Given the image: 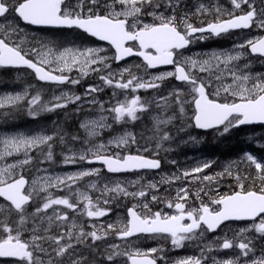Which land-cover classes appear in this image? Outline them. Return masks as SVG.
Returning a JSON list of instances; mask_svg holds the SVG:
<instances>
[{"label": "snow or ice", "instance_id": "1", "mask_svg": "<svg viewBox=\"0 0 264 264\" xmlns=\"http://www.w3.org/2000/svg\"><path fill=\"white\" fill-rule=\"evenodd\" d=\"M230 3L232 11H229L226 17L220 7L213 9L211 6L200 4L196 12L212 14L214 20L207 22L204 27H197L189 22L187 16L178 18L175 10L179 6V0H166L165 5H162L160 0H76L74 5H70L68 0H0V20L4 21L0 23V66L27 67L34 72L39 81L59 85L80 83V78L71 77L73 69L79 72L80 77L87 76L90 72H106L100 76L104 85L132 92L140 89H158L161 87L159 82L173 77L189 85L187 94L191 95V103L194 105L191 126L201 130H214L219 135H224L241 125L264 124V75H258L253 80L249 74L233 70L231 66L241 59L244 54L242 51H236L235 54L213 52L208 54L207 59L189 57L184 61H178L177 57L179 51L190 45L197 34L203 39L205 33L220 36L230 30L248 29L254 25L264 29V6L258 8L256 0H230ZM261 4L264 5V0H261ZM162 7L171 10L172 14L165 15L160 12ZM9 15L13 16L11 21L7 19ZM145 15L152 17L153 22H144ZM17 19L26 25L83 30L91 37L107 42L114 49L111 59L117 62L137 56L143 59L147 69L173 65L175 70L145 79L135 75L129 67L113 73L108 64L109 57L102 54L104 52L102 48L68 47L56 51L47 42L37 41L36 46L25 50L22 46L23 41L17 43L12 39L13 36L18 39L23 36L24 30L15 23ZM236 48H248L251 54L264 57V37L247 40ZM221 66L227 69L228 75L232 78L231 84L223 86V96L219 88L209 93L211 81L197 77L192 71L198 68L200 72H209L215 68L220 72ZM220 79L221 76L217 75L216 80ZM249 82L251 87L247 86ZM99 91H102L100 87L89 85L85 95ZM184 95L182 89H175L156 101L158 112H167L170 103L173 108L172 115H156L152 118L158 134L157 149L163 142L172 138L164 126L185 113L184 105L187 101ZM27 97V90L23 93L0 95V108L15 107ZM81 99V96L71 92H62L44 103L37 93L27 100V113L31 118H37L41 113L67 108L70 103H77ZM92 103L95 104L96 101L93 100ZM99 108L101 112H109L114 123L136 121L140 114L151 110L150 105L138 95L131 99L126 98L123 102L117 101L113 107L107 109L100 103ZM80 127L84 129L87 137H97L100 130L111 128L112 124L107 123V118L101 115L99 119L82 122ZM70 139L72 143L80 142L86 147L78 153L69 148L71 154L65 155L62 161L65 165L81 161L89 164L99 162L109 173L156 170L161 167L159 158L155 156L149 158L145 154L150 151L147 147L138 149L137 154L127 152L128 146L136 143L135 136L129 132L113 137L107 144H92L87 138L81 141L76 135ZM56 140L62 145L66 144L65 136L59 132L51 135L43 132L33 135L17 133L0 138V144L3 145L0 160L14 153H23L25 157L15 164L0 168V198L6 202V206L0 211L7 213L4 219H0V258H8L15 264H90L84 252H78L77 249L86 243L89 251L97 249V242L107 239L110 233H115L120 240H128L138 234H163L171 238L173 246L181 247L183 242L192 239L198 230L202 235L203 232L215 231L226 221H251L250 227L239 229L232 239L225 236L222 240L218 238L216 241V246L221 249H239V255L222 262L214 261V264H240L241 257L249 258L250 254L255 252L252 239L245 233L254 231L264 238V161L251 153H246L244 159L254 166L260 181L258 188L255 186V180L252 186H246L243 181L248 178L237 175V190L220 195L209 203L201 201L199 207L188 206L189 190L180 188L175 201H169L167 204L168 208L175 209V214L160 211L152 213L145 203L143 205L145 214L138 212L135 206L128 209L127 222L122 227L108 224L106 228L101 226L100 229H95L93 226L94 230L87 232L82 227L79 231H74L77 226L74 222L70 226L67 224L69 220L67 212L54 210L53 215H47L53 206H65L75 212L81 211L79 206L83 204L81 214H86L89 218L103 217L110 211L107 207L110 199L129 195L143 198L148 194L145 190L129 193L119 182L114 186L104 185L102 195L108 194L103 200L105 207L99 206V198L94 203L86 192L77 191L75 195L78 199L75 203L68 197L53 198L49 192L43 198V203L29 213L28 208L34 201L38 182L33 180L29 188V181L22 172L17 173L16 169H23L32 162L29 153L34 149L46 148V160L53 161V143ZM111 145L116 149H124L127 154H121L120 151L109 153L107 149ZM209 167L211 162H204L190 171H184L182 176L184 178L195 176ZM99 171L87 169L64 176L44 177L40 183V190L47 192L52 187H63L71 192L72 185L77 181L84 177L98 176ZM224 175H232L230 166L216 176H203L202 179L212 182ZM195 178L199 179L198 176ZM165 179L171 183L173 178ZM92 187L95 188L96 185L93 184ZM147 188L156 189L157 184L149 183ZM158 199L157 196H152L153 201ZM12 216L17 219L10 222ZM53 228L58 230L55 235L50 234ZM29 230L30 238L24 239L25 233ZM118 248V245L108 247L105 259L110 264L121 255L127 257L130 264H157V260L153 258V254L160 251L157 248L147 251L137 249L134 252H121ZM208 250H212L211 246ZM176 264H202V259L188 257L177 261ZM243 264H264V249L258 257L244 259Z\"/></svg>", "mask_w": 264, "mask_h": 264}, {"label": "rangeland", "instance_id": "2", "mask_svg": "<svg viewBox=\"0 0 264 264\" xmlns=\"http://www.w3.org/2000/svg\"><path fill=\"white\" fill-rule=\"evenodd\" d=\"M185 3V9L179 15V18L182 19L184 16L189 18V22L193 24V19L195 18V24L201 25L202 21H210L213 20V15L209 13L198 14L196 9L200 4H204L206 7L211 6L213 9L215 7H220L223 9V15L226 17L229 11H232V6L230 0H183ZM261 0H256L257 7H262L264 5L261 4ZM76 0H71L69 2L70 5H74ZM181 4V3H179ZM246 9V8H244ZM151 11V9H149ZM171 10H167L162 8L160 12H163L165 15H171L167 12ZM9 21L13 19L12 15L7 17ZM144 22L151 23L152 17L145 15ZM3 20H0V23H3ZM19 25L21 29L24 30L23 36L19 39L16 36H13L12 39L16 40L17 43H21L23 41L22 46L25 50L30 49L33 46H36L37 41H44L49 44V46L53 47L54 50L59 51L63 48H102L104 49L103 55L109 57L108 64L111 66V71L113 73H118L121 69L129 67L132 69L133 73L137 76L144 77L145 79L157 76L162 73V71L151 72L148 70L144 63L137 59H132L126 61L121 64H117L115 60L111 59L114 55V49L104 43H99L95 39L90 38L84 33H81L78 30L72 31H54V30H36L31 26L25 25L23 22L18 19L15 21ZM264 33V29H260L254 25L251 31L249 32H240L232 35H225L224 37H214L210 35H204L203 39L199 38V35L194 37L193 45L190 46L187 51L181 56V61H184L186 58L193 59H207L208 54L213 52H232L235 54L236 51H242L244 54L239 61H235L231 66L233 70H238V72L249 74L253 80L258 75H264V59L259 58L257 56L251 57V53L248 48L245 49H237V45L244 44L247 40H252L256 38H260ZM36 59V57H32ZM246 66V67H245ZM192 71L196 74L197 77L204 79L206 81H211V87L209 88L210 93L214 92L216 89H221V94L223 96L222 88L223 86L229 85L232 83V78L228 75L227 69H224L221 66V71L217 72L215 68H213L209 72H200L198 68L192 69ZM106 72H90L89 75L80 77L79 72L76 69H73L72 73H70L72 78H80V83L77 85L71 84H63L50 86L49 94L47 99L41 101L47 103L54 95H60L62 92H71L74 95H79L82 99L77 103H70L67 108L58 109L55 112H44L41 113L37 118L30 120L25 126H19L17 123H14L11 120L12 115L17 111L21 105H23L28 99L34 95V93L42 89L40 87L39 82L36 80L35 76L32 72L28 70L22 71H13L12 73L3 72L0 68V95L4 94H16L23 93L25 90L28 91V97L21 101L15 107H7L0 108V138L5 136H12L17 133H23L25 135H33L39 132H43L46 134H53L54 132H59L61 135H65L66 144L62 145L58 140L53 143V161L49 162L46 160V152L47 149H34L29 155L32 157V162L25 166L23 169H16L17 173L22 172L23 175H28L30 178V185L33 180H36L38 183L36 185V193H34V205L35 207L40 206L43 203V198L48 195L50 192L53 198L56 197H68L71 202H76L78 197L75 195L77 191L86 192L89 196L92 197L93 202L97 201V198L100 199V207H105L103 204V200L108 197L107 193L103 192L104 185L114 186L115 183L119 182L124 187L127 188L129 193L139 192L140 190H145L148 194L141 197H132L129 196H119L115 199H110L109 204L107 205L110 208V211L107 215L98 218H89L86 214H81L83 210V206H79L81 211H73L67 209L65 206H53L52 209H49L47 215H53V211L57 210L61 213L67 212L69 216V220L67 224L70 226L73 222L76 224V228L74 231H79V229L86 224L92 226L89 231L95 229H100L101 226L105 227L108 224H113L116 227H122L127 222V211L130 207H134L145 214L146 210L143 209V205L145 203L148 204L149 209L152 213L160 211L166 214H175L174 208H168L167 204L169 201H175V197L178 189L186 188L189 190V196L192 194L198 193V184L201 183L202 175L209 176L214 175V173L210 172H218L221 173L224 171L226 167L230 166L231 172H256L254 166L250 165L245 159V149H248L247 146L242 152L243 155H232L229 158L218 157V159H211L210 154L214 151L210 148V144L204 141V138L207 136L202 135L198 138L188 137L183 140V137L180 140H172L174 136L169 141L163 142L162 146L157 149L156 143L158 140V134L154 127L153 117L156 115L167 116L172 115L173 112L168 110L167 112L159 111L156 108V101H158L159 97L167 96L168 93L172 92L175 89H182V86L175 89H170L167 87L165 90L162 86L167 85L168 83H161V90H153V89H140L137 92H132L131 90L125 91L120 89H114L107 85H104L100 80L101 75H105ZM220 75L221 79L219 81L216 80V76ZM7 77H12L13 79H9ZM169 78V77H168ZM90 81V82H89ZM93 81V82H91ZM85 82L86 85H82ZM89 85H95L102 89L97 93H92L91 95H85L86 89ZM248 87H251V82L248 83ZM188 88L182 89L185 93ZM164 89V90H162ZM40 94V93H39ZM151 94V95H150ZM138 95L140 98L147 102L150 105V111L140 114V117L149 120V127L144 129L145 127H140L142 130V134L139 135L134 125H136V121L127 120L122 123H114L112 121L111 114L107 111L101 112L99 108V104L103 103L104 107L111 108L113 107L117 101L123 102L126 98L131 99L133 96ZM147 95H150L149 101H146ZM87 100V101H86ZM95 100L96 103H92ZM192 97L189 96L185 105H189L192 107L191 103ZM91 103L92 105L85 107L86 102ZM184 105V107H185ZM81 106V107H80ZM80 108L81 111L77 110ZM11 110V111H10ZM86 111L83 114L82 112ZM185 111L187 109L185 108ZM10 112V114H9ZM193 110L190 113L191 115H187L185 120L190 122L191 117L193 116ZM76 113L78 119H80V123L87 120H95L99 119L101 115L107 118V123L112 124L111 128H105L100 130V134L97 137H87L84 129H74L69 125V119L72 115ZM32 119V118H31ZM174 119L173 121H176ZM170 125V124H169ZM169 125L164 126L165 130L170 131ZM141 126H147L146 124L141 123ZM125 132L132 133L135 136L136 143L130 144L128 146L127 152H131L132 154H137L138 149H142L143 147H147L150 151L145 153L149 156H155L163 159L164 168L163 170L156 173H139V174H125V175H111L109 174L103 166H100L95 163H87L86 161H81L76 164H63V157L65 155H70L71 153L68 149H72L74 152H79L82 150L85 145L80 142L72 143L70 137L73 135L79 136L80 140H84L87 138L92 144L104 143L107 144L109 140L113 137L122 135ZM177 133V132H176ZM248 132L244 133L247 134ZM258 134V133H256ZM252 135V132L250 133ZM194 138V139H193ZM196 138V139H195ZM212 145V142H211ZM3 149V145L0 144V150ZM107 151L109 153H113L116 151H120L121 154H127L124 149H116L114 145L108 147ZM158 153V155H157ZM197 154V155H196ZM40 158V159H39ZM25 159L23 153H14L12 156L5 157L0 160V168L5 167L8 164H15L19 160ZM262 161V158L258 157ZM175 161V163H173ZM204 162H211V167L204 169L203 172L199 174H195L199 179H196L195 176H189V178H184L182 173L184 171H190L191 169L200 166ZM87 169H99V175H93L90 177H84L83 179L76 182V184L72 185L71 192L68 188H49L47 192L40 190V183L42 182L44 177H56V176H64L69 173H76L81 170ZM206 173V174H203ZM246 173H239L238 175H244ZM174 177H181L180 179H174ZM165 178H173L172 182L169 183ZM199 182V183H198ZM149 183L157 184L156 189H148L147 185ZM95 184L96 187L93 188L92 185ZM215 190H208V195ZM217 191V190H216ZM155 195L159 199L157 201L152 200V196ZM188 200L190 207H199L201 202L194 200ZM204 202V201H203ZM83 205V204H82ZM6 206V202L0 199V209H3ZM35 207L32 210H28L29 213L33 212ZM7 216V213L4 211H0V219H4ZM17 219V218H16ZM89 223V221H91ZM15 221L13 217L10 218V222ZM87 230V227L84 228V231ZM58 230L53 228L50 234L55 235ZM99 234V232H98ZM24 239L30 238V230L25 233ZM218 238H192L189 240H185L181 247L173 246L171 242V238L163 235H142L141 237L129 239V240H120L115 233H110L107 239L101 241V244L98 243L97 246H100L101 251L97 249H92V253L86 255L89 258L90 264H110L105 259V254L107 253V249L110 245H118V250L121 252L131 251L134 252L137 249L140 251H147L151 248H157L160 251L153 254L157 258L165 259L163 260L165 264H176L177 261L181 259H185L188 257L197 258L199 256L200 247L211 246L214 251L213 256L216 257V250L220 248L216 246V241ZM100 242V241H99ZM85 250L82 247L78 248L77 251H88L87 243L84 246ZM99 249V248H98ZM79 251V252H80ZM231 258L232 255L227 256ZM0 264H15L12 260H0ZM111 264H129V260L127 257L121 255L117 256Z\"/></svg>", "mask_w": 264, "mask_h": 264}, {"label": "flooded vegetation", "instance_id": "3", "mask_svg": "<svg viewBox=\"0 0 264 264\" xmlns=\"http://www.w3.org/2000/svg\"><path fill=\"white\" fill-rule=\"evenodd\" d=\"M183 87L187 86V84H183ZM151 174L150 172H147ZM214 173V175H209V176H216L218 172H210ZM206 174V173H203ZM232 173L231 176L229 175H224L221 177H218L216 180H213L212 182L208 181H201V183L198 184V193L199 196L196 194H192L189 196V199L195 203L194 200L201 202L204 201V203H209L212 199L218 198L220 195H224L226 193L230 194L232 191L237 190L238 187V182L237 180L234 179L236 178V174L234 175ZM205 175H202V177ZM240 176V175H239ZM244 177H247L248 179H245L243 182L245 183L246 186H252L253 180H255V186L258 188L260 186V181L259 178L257 177L256 172H248L245 174ZM208 190H215L211 192L208 197H207V191ZM217 190V191H216ZM189 204V202H188ZM187 222V221H186ZM258 222V221H257ZM251 221H228L221 225L218 229H216L213 232H203V234H200V230H198L197 234L194 235L192 238H219L223 239L225 236L227 238L232 239L236 234L238 233V230L241 228H248L251 226ZM245 235L252 239L253 244L255 245V252L254 254H250L249 258H243L241 257V262L240 264H243L244 259H254L258 257L261 254V250L264 249V238H261L259 234L255 233L254 231L252 232H247ZM138 238V237H137ZM239 240V237H237V241ZM200 252H199V258L202 259V264H214V261L217 262H222L227 259H234L239 255V249L237 248H232V249H219L216 250L215 252L217 253V256L214 257L213 253L214 251H209L207 246L202 245L200 247ZM232 255L231 258H228L227 256ZM197 257V258H198ZM153 258L157 260V264H165L161 258H157L153 255Z\"/></svg>", "mask_w": 264, "mask_h": 264}, {"label": "trees", "instance_id": "4", "mask_svg": "<svg viewBox=\"0 0 264 264\" xmlns=\"http://www.w3.org/2000/svg\"><path fill=\"white\" fill-rule=\"evenodd\" d=\"M163 0H160V3H162ZM193 21H195V18H192ZM207 22V21H204ZM5 72L10 73L9 70H5ZM9 79H13L12 77H8ZM42 89L39 90V92H35L34 95H36L37 93H40V96L42 97V100L47 99L48 94H49V89L50 85H44L41 84ZM40 86V87H41ZM33 95V96H34ZM28 110V103L27 101L21 105L19 107V109H17V111H14L15 113L12 115L11 120L14 123H17V125L19 126H25L28 123H30V120H33L35 118H32L28 115L27 113ZM77 110L81 111L80 108H77ZM11 111V110H10ZM86 111L82 112L83 114ZM10 114V112H9ZM80 119V118H79ZM78 116H76V113H74L72 115V117L68 120L69 121V125L70 127H73L74 129H79L78 128V122H79ZM141 121V120H140ZM140 123H136V125L134 126H139ZM256 129V128H255ZM259 130V132H261L262 134H264V127L262 128H257ZM259 138V137H257ZM260 141H264V136H261V138L259 139ZM207 141H211L212 145L215 149H220L221 153H223L224 155H228L232 150V153H236L240 148H237L240 145V142H243L242 136L240 135V132L236 129H232L229 133L224 134V135H209L207 138ZM260 143V142H258ZM251 153L253 155H256L258 153V146L254 145L253 143H251ZM237 148V149H236ZM228 157V156H227ZM40 159V158H39ZM35 207L34 202L31 204V206L28 208V210H32ZM14 220H16L15 216H12Z\"/></svg>", "mask_w": 264, "mask_h": 264}, {"label": "water", "instance_id": "5", "mask_svg": "<svg viewBox=\"0 0 264 264\" xmlns=\"http://www.w3.org/2000/svg\"><path fill=\"white\" fill-rule=\"evenodd\" d=\"M36 27H39V28H51V29H72V28H64V27H46V26H36ZM81 31H83V30H81ZM84 32V31H83ZM89 35V34H88ZM90 36V35H89ZM95 39H97V40H99L98 38H95ZM100 41V40H99ZM101 42H105V41H101ZM105 43H107V42H105ZM189 46V45H188ZM187 46V47H188ZM186 47V48H187ZM132 57H137V56H132ZM132 57H128V58H126V59H124V60H122V61H125V60H127V59H130V58H132ZM141 58V57H140ZM122 61H119V62H122ZM169 66H172V65H161V66H157L156 68H161V67H169ZM4 67V66H3ZM13 68H17V67H13ZM18 68H27V67H18ZM156 68H153V69H156ZM28 69V68H27ZM31 70V69H30ZM44 83H46V82H44ZM250 125H264V124H262V123H253V124H247V125H241L240 127H245V126H250ZM201 130V129H200ZM204 131H209V130H204ZM95 163H99V162H95ZM99 164H101V163H99ZM160 169V168H159ZM156 170H158V169H156ZM138 171H143V170H138ZM131 172H133V171H130V172H120V173H112V174H126V173H131ZM26 179V178H25ZM27 180V179H26ZM6 259H8V258H6Z\"/></svg>", "mask_w": 264, "mask_h": 264}, {"label": "bare ground", "instance_id": "6", "mask_svg": "<svg viewBox=\"0 0 264 264\" xmlns=\"http://www.w3.org/2000/svg\"><path fill=\"white\" fill-rule=\"evenodd\" d=\"M89 82H90V81H89ZM91 82H93V81H91ZM82 85H86V83L83 82ZM86 103H87V102H86ZM90 138H91V137H90ZM196 155H197V154H196ZM187 178H189V177H187ZM85 227H87V225H83V226H82L83 229H84ZM100 244H101V243H100ZM84 249H85V248H84ZM87 249H88V248H87ZM79 250H80V249H79ZM92 251H93L92 249H91L90 251H89V250L86 251V252H85V256H86V255H89V253H92Z\"/></svg>", "mask_w": 264, "mask_h": 264}]
</instances>
